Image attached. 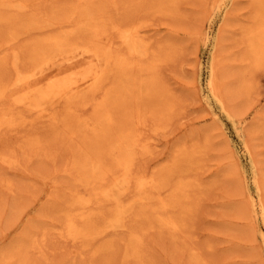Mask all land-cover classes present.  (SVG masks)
Wrapping results in <instances>:
<instances>
[{
    "label": "bare ground",
    "instance_id": "obj_1",
    "mask_svg": "<svg viewBox=\"0 0 264 264\" xmlns=\"http://www.w3.org/2000/svg\"><path fill=\"white\" fill-rule=\"evenodd\" d=\"M181 1L0 0V165L25 170L17 153L46 165L63 160L45 179L51 193L62 197L51 208L60 223H25L0 264H51L58 248L78 244L92 249L90 264L110 263L120 247L126 261L147 264L149 235L170 236L176 247L192 239L191 192L200 181L190 177L186 163L199 148L178 146L159 166L156 159L155 135L166 129L178 104L161 67L179 45L150 35L145 26L151 17H143L179 15ZM249 9V19L239 21L241 55L233 63V84L244 95L264 65V0H250ZM221 67L215 58L209 83L232 111L229 71ZM8 180L7 187L17 185ZM249 204L264 216V203ZM260 234L264 241L263 227ZM81 254L75 252L70 263Z\"/></svg>",
    "mask_w": 264,
    "mask_h": 264
},
{
    "label": "rangeland",
    "instance_id": "obj_2",
    "mask_svg": "<svg viewBox=\"0 0 264 264\" xmlns=\"http://www.w3.org/2000/svg\"><path fill=\"white\" fill-rule=\"evenodd\" d=\"M249 8L250 0H185L180 3L179 15H143L151 17L145 26L150 35L156 33L157 38L179 45L174 57L161 67L178 104L167 120L166 129L155 135L160 156L156 157L160 159L157 166L171 159L178 146H195L199 151L192 152L186 166L190 177L200 181L198 188L191 192L195 197L194 210L192 208L188 217L189 238L193 240L188 239L185 247L180 241L176 247L170 236L158 232L147 234L145 252L151 258L147 264H262L264 241L260 230L264 228V216L262 211L253 210L249 203L252 200L264 203V65L252 74L255 80L248 94L238 93L234 85L238 73L233 63L241 55L239 49L242 46L239 21L249 19ZM221 30L223 34L218 44L216 38ZM215 58H220L221 71L232 74L225 73L231 83L226 84V88L235 111L224 109L222 101L212 91L209 80ZM6 152L13 154L9 150ZM15 156L28 168L0 165V177H4L0 183V256L16 244L25 223L32 226L60 223L52 209L62 197L58 192L51 193L45 179L56 166L63 165V160L46 165L23 154ZM9 178L17 185L11 183L7 187ZM197 195L200 198L196 199ZM10 212L15 213L14 216ZM65 248L64 251L58 248L51 254V264H71L77 251L84 254L74 259L77 261L73 264H90L88 251L92 249L79 244ZM121 249L122 253L112 255L108 264L117 261L119 264H139L132 258L126 261L120 255L124 248Z\"/></svg>",
    "mask_w": 264,
    "mask_h": 264
}]
</instances>
